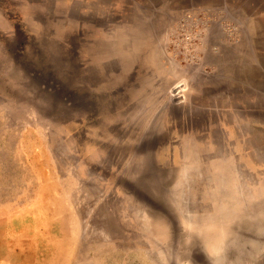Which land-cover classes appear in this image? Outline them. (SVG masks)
<instances>
[{
    "label": "rangeland",
    "instance_id": "rangeland-1",
    "mask_svg": "<svg viewBox=\"0 0 264 264\" xmlns=\"http://www.w3.org/2000/svg\"><path fill=\"white\" fill-rule=\"evenodd\" d=\"M0 264H264V0H0Z\"/></svg>",
    "mask_w": 264,
    "mask_h": 264
}]
</instances>
